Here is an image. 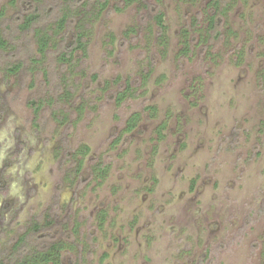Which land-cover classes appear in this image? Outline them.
Returning <instances> with one entry per match:
<instances>
[{"label":"rangeland","instance_id":"obj_1","mask_svg":"<svg viewBox=\"0 0 264 264\" xmlns=\"http://www.w3.org/2000/svg\"><path fill=\"white\" fill-rule=\"evenodd\" d=\"M211 1L110 0L70 69L20 27L35 0H0V264L57 241L64 264H264V0H232L217 40ZM64 5L43 0L40 25ZM128 83L135 95L118 104ZM66 90L36 124L30 101Z\"/></svg>","mask_w":264,"mask_h":264},{"label":"trees","instance_id":"obj_2","mask_svg":"<svg viewBox=\"0 0 264 264\" xmlns=\"http://www.w3.org/2000/svg\"><path fill=\"white\" fill-rule=\"evenodd\" d=\"M34 9L25 13L23 16V21L20 24V27L23 30H33V35L35 42L38 44V50L41 54V58H46L49 54L50 50L53 47H58V55L57 60L60 63H63L73 69L72 67L76 64V57L75 52L79 49L86 50V41L84 40L85 37V24L90 23L95 17H97L102 11H104L108 6L110 0H95L93 3L91 0L83 1V0H65V5L61 9V14L57 19L53 22L52 26L46 27L44 25H40L45 16H49V10H45L43 5V0H35ZM141 0H122L124 5H129L134 2H139ZM81 3L80 5L78 3ZM232 0H212V10L213 13L210 15V30L213 33L214 37L220 39L221 32H220V21L223 16L227 14V11L230 9V3ZM118 10H121L120 7H116ZM46 14V15H45ZM78 19V22L81 23L76 30V36L74 44L69 45V49H60L58 38L65 31L66 27L71 23V21ZM155 20L158 25L161 27L162 30H166L165 24V14L163 11L158 10L155 15ZM194 26L189 27L192 32L197 30V23ZM189 29H184V36H185V49H183V53L188 55L191 50V42L189 41ZM163 32V31H162ZM11 47L10 41L0 32V50H8ZM33 58L35 62H41L42 59ZM21 64H14L12 67H9L7 70L9 72H16L20 69ZM136 89L128 83L126 90L120 92L117 97L118 104H121L127 96H134ZM72 92L66 90L65 94H61L58 96H50L49 98H40L34 99L30 101V104L34 108V122L37 124V120L40 115L41 109L45 105H54L58 103V101H66L70 102L72 97ZM148 109H155L154 107H149ZM55 117L62 121L67 118V115H63L59 117L58 112L55 113ZM141 119V113L136 112L132 114L129 119L127 120L125 131H133L139 121ZM164 125L160 129V134H162V129ZM90 152V147L84 145L79 153L86 155ZM83 165V161L80 160L79 169L81 170ZM109 171V165L104 163H98L93 168V174L98 176V178L104 179ZM35 229H39V224H36ZM26 241V234L20 238L18 242L17 248L21 244H24ZM66 247L65 242H53L50 246L43 250H36L30 254L19 256L17 257L16 264H64L62 260V251Z\"/></svg>","mask_w":264,"mask_h":264}]
</instances>
